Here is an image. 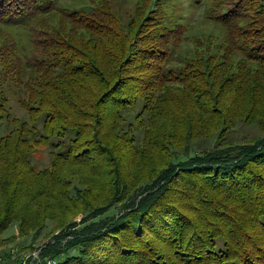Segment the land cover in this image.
<instances>
[{"label": "trees", "instance_id": "trees-1", "mask_svg": "<svg viewBox=\"0 0 264 264\" xmlns=\"http://www.w3.org/2000/svg\"><path fill=\"white\" fill-rule=\"evenodd\" d=\"M262 93L264 0H0V253L264 264V131L225 136Z\"/></svg>", "mask_w": 264, "mask_h": 264}, {"label": "rangeland", "instance_id": "rangeland-1", "mask_svg": "<svg viewBox=\"0 0 264 264\" xmlns=\"http://www.w3.org/2000/svg\"><path fill=\"white\" fill-rule=\"evenodd\" d=\"M184 7H188V4L185 3L183 4ZM151 10V7H150ZM153 12V11H152ZM196 13H200V9L196 10ZM167 14L170 15L167 11ZM190 14H185L184 17H189ZM200 23V20H199ZM17 41L20 43L21 46H25V42L28 43V45H31V42L33 41V38L30 36L29 33L27 32H22L19 37L17 34H15ZM24 55V52H21V56ZM13 103L10 105V114L12 118H17L19 120H27V116L25 113L17 108L15 105V100ZM236 109L240 112L241 118H249L250 123L246 125H238L235 124L233 129L231 131L228 130V132L225 134V136H228L229 141H233L234 143H241L245 142L248 140H251L252 138H259L262 136V131H264V94H260L257 99L251 100L245 98L244 101H238L236 102L235 105ZM248 109H255V115H247L248 114ZM247 116V117H245ZM240 117V116H239ZM10 130V126L6 124V122H1L0 123V137L8 133ZM225 131V130H223ZM33 163L37 169H44L49 166L50 162V156H49V150L44 149L43 147L39 149L37 152L33 154ZM263 174V172H262ZM98 189V187L96 188ZM114 213H118V210H115ZM113 214V213H112ZM56 226L52 222H47L44 230L40 234V236L35 239L34 241H30V238H23V239H18L15 243L12 242V246L10 247H26V246H31V245H39L45 243L47 240H49L53 234V231L55 230ZM54 232H58L57 230ZM16 234V229L15 227H11L4 233V237H10ZM14 238V237H13ZM12 240V238H10Z\"/></svg>", "mask_w": 264, "mask_h": 264}, {"label": "built area", "instance_id": "built-area-1", "mask_svg": "<svg viewBox=\"0 0 264 264\" xmlns=\"http://www.w3.org/2000/svg\"><path fill=\"white\" fill-rule=\"evenodd\" d=\"M65 242V241H64ZM62 242V244L64 243ZM54 240H48V244H43L41 247H34L31 249H19L6 256L0 257V264H49L53 263L55 259L44 252L49 244H53Z\"/></svg>", "mask_w": 264, "mask_h": 264}, {"label": "bare ground", "instance_id": "bare-ground-1", "mask_svg": "<svg viewBox=\"0 0 264 264\" xmlns=\"http://www.w3.org/2000/svg\"><path fill=\"white\" fill-rule=\"evenodd\" d=\"M41 245L42 244H39V245H33L32 247H28V246H26L27 248H25V249H31V248H34V247H41ZM17 248L18 247H8L6 250H5V252H2V253H0V257L1 256H6V255H8V254H10V253H12V252H15L16 250H17ZM20 249V248H19ZM24 249V248H23ZM49 264H57V262H56V260L53 262V263H49Z\"/></svg>", "mask_w": 264, "mask_h": 264}, {"label": "clouds", "instance_id": "clouds-1", "mask_svg": "<svg viewBox=\"0 0 264 264\" xmlns=\"http://www.w3.org/2000/svg\"><path fill=\"white\" fill-rule=\"evenodd\" d=\"M200 12H201V14H203V12H204V9H201V10H200Z\"/></svg>", "mask_w": 264, "mask_h": 264}]
</instances>
